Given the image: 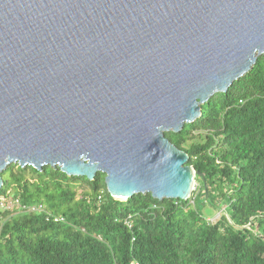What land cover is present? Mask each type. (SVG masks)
I'll return each instance as SVG.
<instances>
[{
  "label": "water",
  "instance_id": "95a60500",
  "mask_svg": "<svg viewBox=\"0 0 264 264\" xmlns=\"http://www.w3.org/2000/svg\"><path fill=\"white\" fill-rule=\"evenodd\" d=\"M263 53L264 0H0V173L186 200L197 171L164 132Z\"/></svg>",
  "mask_w": 264,
  "mask_h": 264
},
{
  "label": "trees",
  "instance_id": "16d2710c",
  "mask_svg": "<svg viewBox=\"0 0 264 264\" xmlns=\"http://www.w3.org/2000/svg\"><path fill=\"white\" fill-rule=\"evenodd\" d=\"M200 107L195 120L164 132L197 171L186 200L149 192L118 200L101 172L89 180L59 166L8 164L0 194L64 220L1 213L0 264H264V53Z\"/></svg>",
  "mask_w": 264,
  "mask_h": 264
},
{
  "label": "built area",
  "instance_id": "2783aa9c",
  "mask_svg": "<svg viewBox=\"0 0 264 264\" xmlns=\"http://www.w3.org/2000/svg\"><path fill=\"white\" fill-rule=\"evenodd\" d=\"M15 210L19 212H44L45 219L48 221L59 222L64 220V217L59 214H53L52 212L45 211L41 204H22L18 197L11 194H0V214ZM134 264L140 263L134 262Z\"/></svg>",
  "mask_w": 264,
  "mask_h": 264
},
{
  "label": "rangeland",
  "instance_id": "374dc122",
  "mask_svg": "<svg viewBox=\"0 0 264 264\" xmlns=\"http://www.w3.org/2000/svg\"><path fill=\"white\" fill-rule=\"evenodd\" d=\"M197 190H198V184L196 182H194V184L192 186L191 193L197 192ZM191 193H190V195H191ZM199 203H200V200L197 199V203L196 204L198 205ZM205 204L206 205L204 206L203 212H204V214L206 212V214H205L206 217H208L209 219L215 218L218 215V213H219L218 209L213 207V206H210L207 202H205ZM220 208H222V207H220Z\"/></svg>",
  "mask_w": 264,
  "mask_h": 264
},
{
  "label": "clouds",
  "instance_id": "9594fccd",
  "mask_svg": "<svg viewBox=\"0 0 264 264\" xmlns=\"http://www.w3.org/2000/svg\"><path fill=\"white\" fill-rule=\"evenodd\" d=\"M189 198V197H188Z\"/></svg>",
  "mask_w": 264,
  "mask_h": 264
}]
</instances>
